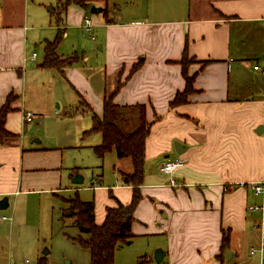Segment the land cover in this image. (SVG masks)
<instances>
[{"label": "crops", "instance_id": "0c3cea01", "mask_svg": "<svg viewBox=\"0 0 264 264\" xmlns=\"http://www.w3.org/2000/svg\"><path fill=\"white\" fill-rule=\"evenodd\" d=\"M50 1L0 0V107L9 94L16 96L6 128L17 135L0 144V200L8 198V206L0 210L10 207L6 214L0 212V221H11L12 239L19 209L36 196L63 199L77 193L82 200H94L98 224L108 207L118 201L129 204L133 196L123 174L132 171V162L115 150L102 156L116 157L113 181L90 174L88 185L72 182L77 172L87 180L85 161L73 160L67 150L93 149L103 139L99 132L84 134L92 126L91 112L85 111L89 116L75 141L65 145L60 124L43 135L37 131L41 120L26 126L25 112L35 113L43 105L27 94V62L36 59L35 52L27 56L28 30L34 27L29 25L31 9L44 19ZM163 1L167 5L150 16L121 18L111 13L108 0H87L89 10L71 4L56 24L69 35L71 26L84 28L86 17L93 22L98 51L92 57L83 54L82 60L98 78L92 79L94 71H78L76 62L59 70L95 113L102 115L104 97L112 95L120 106L145 104L150 121L160 116L146 138L142 197L132 222L135 235L128 252L116 248L115 261L133 264L145 255L146 264H153L161 250L158 264H260L264 213L250 206L264 203V192L252 186L264 179V0ZM91 4L102 10L88 16ZM106 6L110 22L103 15ZM58 7L59 0L50 10L58 12ZM184 49L192 59L187 70L195 74V91L188 102L170 107L186 85L180 62ZM136 62L140 66L132 72ZM76 115L81 114L70 118ZM175 142L183 144L180 152ZM176 160L183 163L172 174L177 182L172 186L170 174L160 167ZM226 230L230 242L222 250ZM253 247L263 252H253Z\"/></svg>", "mask_w": 264, "mask_h": 264}, {"label": "rangeland", "instance_id": "374dc122", "mask_svg": "<svg viewBox=\"0 0 264 264\" xmlns=\"http://www.w3.org/2000/svg\"><path fill=\"white\" fill-rule=\"evenodd\" d=\"M171 1L179 2L178 0ZM113 3H116L117 10L113 8ZM57 5L58 0L47 2L44 19L40 18L36 9H31L32 19L29 25H34V27L31 26L32 28L28 30L27 56L30 57L35 52L37 57L35 60L28 59L27 62V94L32 102L38 103V100L42 99L43 105L38 106L39 109L33 113V121L27 122L26 126L36 124L38 120H41L42 126L37 131L39 135H43L52 131L53 125L60 124L63 136L66 135L65 139L62 140L64 141L62 142L63 145H65L67 142L75 141L78 131H82L89 115L83 111L84 109L79 102L81 98H84L77 94L76 89L60 70L55 67L42 66L45 59L46 40L48 38L53 39L59 31L56 28L57 12L50 10L51 7L56 9ZM108 5L111 13L117 16L121 15L123 18L140 15L150 16L153 11H160L167 5V2L163 0H108ZM91 14L88 12V16ZM64 24L66 25V22ZM39 25L45 26L39 28ZM69 28V35H63L57 52L66 56L77 51L80 55L79 61L74 64L77 70L81 73L91 74L94 70L91 65H88L89 69H87L86 61L82 60V55L96 56L91 54L93 50L94 52L98 51L93 38L95 29L89 31L72 26ZM38 34L39 36H37ZM97 73L101 74L98 70ZM97 78L94 71L92 79ZM74 109H78L81 115L70 118ZM56 117L60 120L63 119V121L57 122ZM35 137L39 138V136ZM67 152L71 153L73 160L78 158L85 161V166L82 167L87 175V180L82 185H88L90 174L94 177L99 176L105 182L113 181L117 171L114 153H108L101 159L91 148H73L68 149ZM65 197L68 196L65 194ZM64 203L66 201L59 196L46 200L36 196L28 203L23 204L19 209V217L16 218L13 239L10 235L11 221L1 220L0 264H38L40 259L44 260L43 264H90V250L72 239V237L80 234L86 237L87 235L79 230L75 218L68 214L70 211L63 213L61 208L64 207ZM9 208L0 210L1 214H6ZM127 245L129 244H120L118 247L128 252L130 247H126ZM45 250L48 252L45 253ZM154 260L156 262L153 264L160 263L156 260L155 255Z\"/></svg>", "mask_w": 264, "mask_h": 264}, {"label": "trees", "instance_id": "16d2710c", "mask_svg": "<svg viewBox=\"0 0 264 264\" xmlns=\"http://www.w3.org/2000/svg\"><path fill=\"white\" fill-rule=\"evenodd\" d=\"M71 4H77L89 10L87 0H59L56 14L57 25L61 24L63 21L61 14H65ZM103 10L106 21L110 22L108 6ZM58 30L55 38L47 40L45 43V59L42 66L62 70V67L77 62L79 56L76 52L66 56H60L57 53L58 45L65 31L62 28H58ZM180 62L183 67L182 72L186 85L183 91L177 92L170 102V107L188 102L189 95L195 91V74H188L187 66L190 58L186 49H184ZM139 66L140 62H136L133 65L132 72ZM15 97L13 93L9 94L6 103L0 107V144L7 138L17 135L6 128L8 113L14 110L12 102ZM79 102L84 109L83 111L92 113V126L84 131V134L99 132L103 137L100 144L93 146L96 154L102 157L105 153L115 150L119 158H130L132 171L123 174L127 177V183L133 186V196L129 204H123L117 200V206L108 207L105 220L101 224H98L95 220V201L82 200L77 193L63 198L68 203V206L63 209V213L70 211V216L75 218L79 230L87 235L86 237L80 234L72 237V239L90 250V264H117L114 257L116 248L120 244H129L135 235L132 231V222L134 220V210L142 197L139 186L143 183L144 178L146 138L150 133L152 123L158 120L160 116L155 115L154 119L150 121L146 115L145 104L120 106L113 102L112 95L104 97L102 115L95 113L84 99L81 98ZM76 112H78V109H74L71 115ZM229 242L230 233L226 230L223 232L222 250L229 246ZM147 262L148 257L143 255L133 264H146ZM43 263L44 260L40 259L38 264Z\"/></svg>", "mask_w": 264, "mask_h": 264}, {"label": "built area", "instance_id": "2783aa9c", "mask_svg": "<svg viewBox=\"0 0 264 264\" xmlns=\"http://www.w3.org/2000/svg\"><path fill=\"white\" fill-rule=\"evenodd\" d=\"M83 27L86 28V30H89V31H92L93 30V22H92L91 18H88V17L85 18V22H84ZM35 56H36V53H34L32 55V58H35ZM255 68L258 69L259 68V65H256ZM24 118L27 121L33 120V113L30 112V111L25 112ZM182 163H183V160L165 161V162L162 163V165L160 167V169L163 172L170 174V181H169V183L172 186L177 185V182H176L175 178L172 177V174L174 173V170L176 169V167H178ZM252 186H253V189L257 193L264 192V179L263 180H260V181H257V182H254L252 184ZM250 208L251 209H254V210H260L262 213H264V203L261 204V205H252V206H250ZM252 251L253 252H255V251L263 252V249H257V248H254L253 247L252 248ZM233 264H237V263L234 262ZM260 264H264V259H261Z\"/></svg>", "mask_w": 264, "mask_h": 264}, {"label": "water", "instance_id": "95a60500", "mask_svg": "<svg viewBox=\"0 0 264 264\" xmlns=\"http://www.w3.org/2000/svg\"><path fill=\"white\" fill-rule=\"evenodd\" d=\"M102 10V7H96L95 5H92L91 8H90V12L91 13H98ZM262 128H264V126L262 125L261 126ZM180 145L182 146L183 144L180 143V142H175V146H176V149L180 152L179 150V147ZM72 182L74 183H83L84 182V177L82 176V174L80 173H75L73 178H72ZM8 206V198L7 197H4L0 200V208L4 209ZM70 214V213H68ZM45 253L48 252V250H45L44 251ZM162 257H163V253L161 250H157L156 253H155V258L158 262H160L162 260ZM228 258H230L229 255H227Z\"/></svg>", "mask_w": 264, "mask_h": 264}]
</instances>
